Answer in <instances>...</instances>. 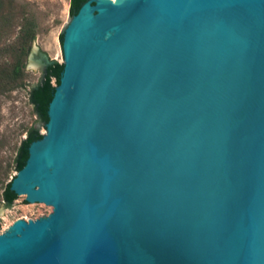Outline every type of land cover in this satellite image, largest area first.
Segmentation results:
<instances>
[{"label": "water", "instance_id": "water-1", "mask_svg": "<svg viewBox=\"0 0 264 264\" xmlns=\"http://www.w3.org/2000/svg\"><path fill=\"white\" fill-rule=\"evenodd\" d=\"M56 39L0 264H264V0H69Z\"/></svg>", "mask_w": 264, "mask_h": 264}, {"label": "rangeland", "instance_id": "rangeland-1", "mask_svg": "<svg viewBox=\"0 0 264 264\" xmlns=\"http://www.w3.org/2000/svg\"><path fill=\"white\" fill-rule=\"evenodd\" d=\"M13 1L32 14L36 33L25 58L23 86L0 94V187L16 172L12 169V159L26 129L33 127L39 133L43 131V122L29 102L28 92L41 81L45 64L51 60L61 62L56 34L68 8V0ZM15 31L9 39L14 37ZM30 61L34 65H29ZM22 198L23 195H18L6 207L0 201V232L17 218L34 219L50 210V206L43 203L21 202Z\"/></svg>", "mask_w": 264, "mask_h": 264}, {"label": "trees", "instance_id": "trees-1", "mask_svg": "<svg viewBox=\"0 0 264 264\" xmlns=\"http://www.w3.org/2000/svg\"><path fill=\"white\" fill-rule=\"evenodd\" d=\"M14 31V37L9 39L10 34ZM35 33L36 23L34 17L31 13L25 11L24 6H17L13 0H0V94L23 86V67L25 58L29 51L31 41L34 39ZM54 63L60 64V62L55 60H51L45 64L41 81L29 90L28 100L30 103L33 88L45 84L46 65ZM33 108L38 118L44 123V120L38 114L34 106ZM33 130L40 134L35 128L28 127L25 136ZM18 147L19 145L17 146L15 155L12 159L13 170L15 168ZM3 188L4 184L0 187V201L6 207L9 206L17 196L11 202L1 199Z\"/></svg>", "mask_w": 264, "mask_h": 264}]
</instances>
